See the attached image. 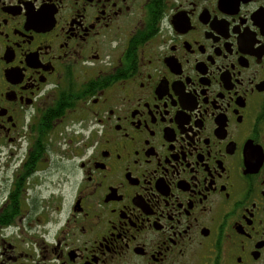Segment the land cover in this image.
Masks as SVG:
<instances>
[{"label": "flooded vegetation", "instance_id": "af4514ba", "mask_svg": "<svg viewBox=\"0 0 264 264\" xmlns=\"http://www.w3.org/2000/svg\"><path fill=\"white\" fill-rule=\"evenodd\" d=\"M0 264H264V0H0Z\"/></svg>", "mask_w": 264, "mask_h": 264}]
</instances>
